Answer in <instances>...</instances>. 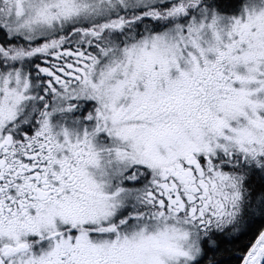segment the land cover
I'll return each mask as SVG.
<instances>
[{"label":"snow or ice","instance_id":"snow-or-ice-1","mask_svg":"<svg viewBox=\"0 0 264 264\" xmlns=\"http://www.w3.org/2000/svg\"><path fill=\"white\" fill-rule=\"evenodd\" d=\"M0 264H264V0H0Z\"/></svg>","mask_w":264,"mask_h":264}]
</instances>
